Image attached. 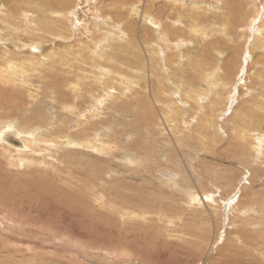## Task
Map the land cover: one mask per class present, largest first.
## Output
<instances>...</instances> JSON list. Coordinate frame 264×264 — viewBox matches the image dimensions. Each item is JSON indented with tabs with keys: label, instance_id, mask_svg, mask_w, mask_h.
I'll use <instances>...</instances> for the list:
<instances>
[{
	"label": "rangeland",
	"instance_id": "rangeland-1",
	"mask_svg": "<svg viewBox=\"0 0 264 264\" xmlns=\"http://www.w3.org/2000/svg\"><path fill=\"white\" fill-rule=\"evenodd\" d=\"M180 1L43 4L58 11L72 4L64 34L34 32L33 23L22 26L23 34L8 32L9 19L0 22L2 37L13 41L0 42V50L22 62L27 53L16 54L14 45H36L30 56L39 64L8 69L21 91L12 93L10 84L5 94L0 90L12 101L0 104V127L7 120L31 132L42 128L51 144H32V152L16 156L0 145V264H264V41L254 37L264 36V0H184L206 11L196 22L198 35L180 19ZM1 3L16 15L22 8L23 18L31 0ZM107 36L101 61L113 55L110 66L122 68L113 69L122 85H107L97 74L102 86L92 85L91 94L82 90L87 86L70 90L75 79L65 76L57 54L76 55L65 64L80 65L82 74L98 71L105 64L88 63L83 53ZM214 69L218 76H206L218 80L217 92L215 83L204 87L205 72ZM129 71L132 83L121 80ZM56 85L61 95H52ZM19 94L21 102L12 104ZM72 102L87 122L70 113ZM89 137L90 150L55 144Z\"/></svg>",
	"mask_w": 264,
	"mask_h": 264
},
{
	"label": "bare ground",
	"instance_id": "bare-ground-1",
	"mask_svg": "<svg viewBox=\"0 0 264 264\" xmlns=\"http://www.w3.org/2000/svg\"><path fill=\"white\" fill-rule=\"evenodd\" d=\"M59 0H31V3H30V10L28 11V13L25 15V16H23V18H22V8H20L19 9V15H16V11L15 10H13V11H10L9 10V8L8 7H6L5 5V7H6V9H4V7H3V4L1 3V0H0V5L2 6V8L3 9H0L1 11H5V15L4 14H2L3 16H1L0 15V22H2V23H6V19H4V17H6V18H8L9 20L7 21L8 22V25H10V27L9 26H7V25H5L6 27H7V29H8V32H17V33H21V34H23L22 33V26L24 25V24H29V23H33V25H34V32H37V31H39V32H41V33H43V34H54V32L55 31H57V29H58V32H59V29H61V31H60V34H64V33H66L67 31H65V30H67V29H65V27L67 26H65V24L67 23L66 21H68L67 20V13L70 11L71 12V3H65V4H61V6H62V9L61 10H51V9H48V8H44L43 7V4H45V3H49V5L51 6L52 5V3H54V2H58ZM184 0H181L180 2H177L178 3V14H179V16H180V19H183V20H185V21H191L192 22V24L194 25V34L196 35H198V31H199V29L200 28H198V26L196 25V22H198V21H200L199 19H200V16L201 15H205L206 14V11L204 10V7L202 6V3H191V2H189V4H187V3H185V2H183ZM102 2V1H101ZM73 3V2H72ZM110 3V2H109ZM140 3V2H139ZM100 4H102V3H100ZM111 4V3H110ZM74 5V4H73ZM115 5V4H114ZM173 5V4H172ZM122 6H124V8H126L125 6H126V3H124V5H122ZM134 6V5H133ZM101 7V6H100ZM115 7H117V6H115ZM86 8V7H85ZM98 9V8H97ZM147 9V8H146ZM74 10V9H73ZM149 10V9H148ZM89 11V10H88ZM100 12V11H99ZM117 12V11H116ZM127 12V11H126ZM150 12V11H149ZM73 13H75V12H73ZM79 13V12H78ZM97 14V13H96ZM134 14V13H133ZM30 16V17H27V16ZM33 15V16H32ZM77 15V14H76ZM93 15V14H92ZM100 15V14H99ZM106 15V14H105ZM112 15V14H111ZM127 15V14H126ZM126 15H125V17H126ZM78 16V15H77ZM130 17V16H129ZM99 18V17H98ZM124 18V17H123ZM132 18V17H131ZM71 19V18H70ZM80 19V18H79ZM116 19V18H115ZM127 19H128V17H127ZM136 19V18H135ZM152 19V18H151ZM155 19V18H154ZM74 20V19H73ZM64 21H65V23H64ZM71 21V20H70ZM77 21V20H76ZM72 22V21H71ZM120 22V21H119ZM131 22H133V21H131ZM254 22H256L255 21V18L252 20V23H254ZM11 23V24H10ZM106 23V22H105ZM107 23H109V22H107ZM106 23V24H107ZM114 23V22H113ZM116 23V22H115ZM68 24V23H67ZM259 25V24H258ZM257 25V26H258ZM3 26V25H2ZM107 26V25H106ZM127 26V25H126ZM208 26V25H207ZM253 26V27H252ZM1 27V26H0ZM116 27V26H115ZM114 27V28H115ZM201 27V26H200ZM251 27L253 28V30L255 29V31L254 32H257V34H259L260 33V30L256 27V28H254L255 27V24H252L251 25ZM68 28V27H67ZM76 28V27H75ZM117 28H118V26H117ZM167 29H168V31H170L171 33L172 32H175V30H173V29H171L170 27H166ZM190 28V27H189ZM197 28V29H196ZM7 29H6V31H7ZM112 30H113V28H111ZM3 30V29H2ZM79 30V29H78ZM62 31H65V32H62ZM80 31H81V28H80ZM83 31V30H82ZM98 31V30H97ZM3 32V31H2ZM116 32H117V30H116ZM135 32V31H134ZM140 32L141 33H143L144 34V32H142V29H140ZM139 32V33H140ZM169 32V33H170ZM179 32V31H178ZM1 33V32H0ZM70 33V32H69ZM79 34H80V32H78ZM90 33V32H89ZM130 33V32H129ZM183 33V32H182ZM78 34V35H79ZM1 35V34H0ZM9 35V34H8ZM15 35V34H14ZM13 35V36H14ZM24 35H28L29 36V34H24ZM145 35V34H144ZM148 35V34H147ZM171 35V34H170ZM183 35H185V34H183ZM200 35V34H199ZM146 36V35H145ZM167 36V35H166ZM190 36V35H189ZM4 37V36H3ZM2 37V35H1V40H0V42H2V41H7V40H9V39H7V38H3ZM130 37V36H129ZM134 37V36H133ZM254 37H256V38H259L258 40H261V41H264V36H257L256 34L254 35ZM9 38V37H8ZM65 38V37H64ZM108 38H110V37H103V38H101V40L100 41H92V43H91V47L90 46H88V45H86V46H88V48H91L90 50H89V52H86V53H83V55H87L86 57H85V60L88 62V63H91L92 62V60H96V62L97 63H99L100 65L101 64H105L104 66H106V68L105 67H98V71H94V70H92L91 72H87L86 71V73H80V72H85V71H82V67L80 66V65H76V64H73V62L72 63H69L70 62V60H72V59H74L75 58V56L76 55H74L73 53H69L68 55H66L67 53H64L63 52V55L61 54H57V56L61 59V61H64V63H62V64H64V66L66 67V69H67V74L65 75V76H67L68 74L72 77V75H73V78L75 79V81L73 82V83H68V85H69V88H70V86H71V88L72 89H70V90H74V91H76L77 92V90L78 89H81V87H85V86H87V87H85L84 89H82V90H85L87 93L85 94V95H87L88 94V89H90V87L92 86V85H97L96 87H101L102 85H101V83L102 82H99L98 81V79H102V81L104 82V83H106L107 85H108V81H111V82H113V83H115V84H117V85H122V83L121 82H118L117 80H116V76H114V72L115 71H113V69L114 70H122V68L120 67V66H118L117 67V65L116 64H114V65H112V66H114V67H112L113 69H111V66H110V62H111V59H109V57L111 56H109V55H106L107 56V60L106 61H101V59L103 60V54L105 53L103 50H101L102 48H104V49H106V46L107 45H104V44H106V40H108ZM132 38V37H131ZM136 38V37H135ZM171 38V37H170ZM173 38V37H172ZM181 38V37H180ZM77 39V38H76ZM92 39V38H91ZM111 39V38H110ZM116 39H117V37H116ZM115 39V40H116ZM120 39V38H119ZM139 39L141 40V42L143 41V37H142V34H139ZM182 39V38H181ZM186 39V38H185ZM15 40V39H14ZM135 39H133V41H134ZM177 40H180L179 38L177 39ZM177 40H175L174 42H177ZM256 40V39H255ZM10 41L11 40H9V43H10ZM163 41V40H162ZM11 42H13V41H11ZM19 42V41H18ZM119 42V41H118ZM144 42V41H143ZM182 42V41H181ZM183 42H184V40H183ZM196 43H198V42H196ZM82 44V43H81ZM85 44H86V42H85ZM90 44V43H89ZM5 45V44H4ZM12 45V44H11ZM82 45H84V43L82 44ZM173 45V44H172ZM182 45V44H181ZM200 44H198V46H199ZM1 46H2V44H1ZM76 46V45H75ZM85 46V47H86ZM148 46V45H147ZM9 47V46H8ZM33 47H37L36 45H28V48H26V47H24V46H22V45H14V49L16 50H14L15 52H16V54H21L22 52L23 53H27L25 56H22L21 58L23 59V61L22 62H18L17 60V62H13L12 61V59H13V56L10 54V52H9V50H5V49H7V48H5V49H3V50H5V51H2V50H0L1 52H4V60H2V61H0V90H2V91H4V87H9L10 85H11V92L12 93H19V91H21V89H18V85L17 84H15L14 83V80H10V78H11V75H10V73L8 72V69H10L11 67L12 68H14V70H22V67L23 66H25V68H27V67H39V64H37V63H35V60L30 56V54H31V52H32V49H33ZM133 47V49H135V47L134 46H132ZM193 47V46H192ZM69 48V47H68ZM2 49V48H1ZM10 49V48H9ZM23 49H25V50H23ZM54 49V48H53ZM73 49H75V48H73ZM175 49V48H174ZM188 49V48H187ZM195 49V48H194ZM205 49V48H204ZM207 49V48H206ZM55 50V49H54ZM86 50V49H85ZM88 50V49H87ZM10 51H12V50H10ZM67 51H69V50H67ZM67 51H65V52H67ZM101 51H103V52H101ZM0 52V53H1ZM131 53V52H130ZM170 53V52H169ZM173 53V52H172ZM185 53V52H184ZM218 53V52H217ZM74 55V57H73V55ZM100 54H102V56L100 55ZM171 54V53H170ZM182 54V53H181ZM186 54V53H185ZM195 54V53H194ZM224 54V53H223ZM1 55H2V53H1ZM22 55V54H21ZM82 55V56H83ZM133 55V54H132ZM172 55V54H171ZM174 55V54H173ZM219 55V57L220 58H222L221 57V54H218ZM79 56V55H78ZM88 56H90L91 57V59L90 58H88ZM148 56V55H147ZM193 56V55H192ZM1 57V56H0ZM20 57V56H19ZM80 57V56H79ZM169 57V56H168ZM172 57H174V56H172ZM110 58H112L113 59V55H112V57H110ZM127 58V57H126ZM132 58V57H131ZM180 58V57H179ZM16 59H17V57H16ZM80 59V58H79ZM78 59V60H79ZM133 59V58H132ZM67 60H69V66L68 65H66L67 64ZM115 60V59H114ZM113 60V62H116V61H114ZM171 60V59H170ZM173 60H174V58H173ZM172 60V61H173ZM190 60H191V58H190ZM218 60V59H217ZM220 60V59H219ZM229 60V59H228ZM73 61V60H72ZM90 61V62H89ZM93 61V62H94ZM213 61V60H212ZM144 62V61H143ZM194 62V61H193ZM66 63V64H65ZM82 63H85L84 61H82L81 62V64ZM119 63V62H118ZM128 63V62H127ZM217 64H218V62H216ZM86 64V63H85ZM125 64L126 63H123V65L125 66ZM130 64V63H129ZM225 64V63H224ZM22 65V66H21ZM42 65V64H41ZM191 65V64H190ZM93 66V65H92ZM198 66V65H197ZM223 66V65H222ZM108 67V68H107ZM221 67V66H220ZM261 68V67H260ZM65 69V70H66ZM92 69V68H91ZM188 69H190V66H188ZM207 70L209 69V68H206ZM63 70V69H62ZM61 70V71H62ZM64 70V71H65ZM86 70V69H85ZM124 70L126 71V69L124 68ZM153 70H155V69H153ZM159 70H161V68L159 69ZM220 70V69H219ZM52 71V70H51ZM106 71V72H105ZM140 71V70H139ZM158 71V70H157ZM97 72V73H96ZM130 72V71H129ZM142 72V71H141ZM155 72V71H154ZM153 72V73H154ZM159 72V71H158ZM15 73V72H14ZM21 73V72H20ZM19 73V74H20ZM25 73V72H24ZM157 73V72H156ZM203 73V72H202ZM26 74V73H25ZM97 74H98V76H100V78H98L97 77ZM155 74V73H154ZM159 74V73H158ZM62 75H64V73H62ZM129 75H131V76H126V75H123V76H121V80H123L122 78H124L125 80H127L128 82H130V83H132V80H134L133 78H134V75H135V72L133 73V71H131L130 73H129ZM138 75H139V72H138ZM150 75L151 76H153V74H152V72H150ZM205 78H204V80H205V82L204 83H206V86L204 85V87H208L209 86V83H211V86H210V88H212L213 87V83H215L216 84V86H215V91L217 92V91H220V90H218V89H220L219 88V86H220V83H218V80L217 81H212V82H210V80H211V78H208L206 75H212L213 77H215L216 75L218 76V74L216 73V69H214L211 73H209L208 72V74L205 72ZM10 76V78H8ZM17 76V75H16ZM57 76V75H56ZM59 76H61V75H59ZM64 76V77H65ZM160 76V75H159ZM158 76V77H159ZM165 76V75H164ZM63 77V78H64ZM161 78H162V76H160ZM201 77V76H200ZM210 77V76H209ZM14 78V77H13ZM105 78L107 79V82L105 81ZM218 79H219V77H217ZM67 80H73V79H68V78H66ZM100 79V80H101ZM210 79V80H209ZM214 79V78H213ZM53 80V79H52ZM87 81V83L85 82L84 83V81ZM163 80V79H162ZM162 80H160V81H162ZM196 80V79H195ZM57 81V80H56ZM98 81V82H97ZM159 81V80H158ZM12 82V83H11ZM63 82H64V80H63ZM198 83H200L199 81H198ZM202 83V82H201ZM8 84H10L9 86H8ZM66 84V83H65ZM194 84V83H193ZM20 85H21V83H20ZM67 85V86H68ZM192 85V84H191ZM22 86V85H21ZM53 86V85H52ZM199 86V85H198ZM197 86V87H198ZM27 87V86H26ZM104 87V86H103ZM107 87V86H106ZM110 88H114V86H109ZM59 88V86L58 85H56V86H54L51 90L53 91L52 92V95H54L55 96V94H59V95H61V93H59V92H61V91H59L58 93H57V89ZM68 88V87H67ZM69 88H68V90H69ZM209 88V89H210ZM63 89V88H62ZM170 89V88H169ZM206 89H208V88H206ZM205 89V90H206ZM59 90V89H58ZM67 90V89H66ZM65 90V91H66ZM82 90H80V91H78V93L79 94H81L82 93ZM91 90H92V87H91ZM90 90V91H91ZM111 90V89H110ZM109 90V91H110ZM136 90H138V89H136ZM135 90V91H136ZM168 90V89H167ZM191 90V89H190ZM224 90V89H223ZM2 91H0L1 93H3ZM6 91H8V90H6ZM6 91H4V94L6 93ZM93 91V90H92ZM165 91V90H164ZM221 91H222V88H221ZM101 92V91H100ZM113 92H114V90H113ZM170 92V91H169ZM0 93V94H1ZM8 93V92H7ZM62 93H64V91L62 92ZM74 93V92H73ZM99 93V92H98ZM97 93V94H98ZM103 93V92H102ZM101 93V94H102ZM133 93V92H132ZM11 94V93H10ZM21 94H22V92H21ZM21 94H19V97L14 101V103H12V104H16V102H19L20 100H22V98H21ZM65 94V93H64ZM89 94H91L90 92H89ZM88 94V95H89ZM101 94H98V96L99 95H101ZM104 94H106L105 92H104ZM103 94V95H104ZM109 94V93H108ZM135 94V93H134ZM187 94V93H186ZM214 94H215V92H214ZM2 95V94H1ZM167 95H169V93L167 94ZM188 95H190V94H188ZM51 96V95H50ZM49 96V97H50ZM72 96V95H71ZM92 96H93V94H92ZM105 96V95H104ZM103 96V97H104ZM160 96H162V95H160ZM170 96H172V95H170ZM191 96V95H190ZM220 96V95H219ZM1 97V96H0ZM11 98H12V96H10ZM57 97V96H56ZM55 97V98H56ZM69 97V96H68ZM73 97V96H72ZM80 97H82L81 95H80ZM79 97V98H80ZM90 97V96H89ZM100 97H102V96H100ZM109 97H111V96H109ZM216 97V96H215ZM71 98V97H70ZM78 98V99H79ZM85 98V97H84ZM93 98V97H92ZM91 97H90V100L92 101L93 99H92ZM94 98H96L95 96H94ZM113 98V97H112ZM171 98V97H170ZM1 99V98H0ZM13 99V98H12ZM65 99V98H64ZM63 99V100H64ZM67 99V98H66ZM65 99V100H66ZM81 99H83V98H81ZM104 99V98H103ZM114 99L116 100L117 98H115L114 97ZM68 100V99H67ZM66 100V101H67ZM95 101L96 100H98V99H94ZM110 100V99H109ZM118 100V99H117ZM215 100V99H214ZM73 101V100H72ZM95 101H93L94 103H95ZM216 101V100H215ZM12 101H11V99H8L7 98V101H6V98H3V99H1L0 100V104H1V106L2 105H6L7 103H11ZM21 102V101H20ZM69 102V101H68ZM78 103H79V101H77ZM76 102V103H77ZM98 102V101H97ZM96 102V103H97ZM101 102V101H100ZM114 102V101H113ZM118 102V101H117ZM208 102H210V100L208 101ZM213 102V101H212ZM211 102V103H212ZM54 103H56V102H54ZM61 103H63V102H60V103H57V104H60L61 105ZM75 103V102H74ZM171 104H172V102H170ZM217 103V102H216ZM21 104V103H20ZM64 104V103H63ZM62 104V106H64ZM66 104V103H65ZM98 104V103H97ZM100 104V103H99ZM113 104H115V103H113ZM218 104V103H217ZM219 104H221V103H219ZM212 105H213V103H212ZM57 106V105H56ZM96 106V105H95ZM66 107V106H65ZM67 107H68V110H70V113H76V116H77V119L79 118V119H81V121H83V122H87L88 120L87 119H89V118H87L89 115L87 114V115H85L84 114V112H83V114L81 113V111H79V110H76L77 108V104H76V107H75V105L73 104V102H72V104L70 105V106H68L67 105ZM4 108H7V107H3V109ZM94 108V107H93ZM63 110H64V108H62ZM62 110V111H63ZM10 111V110H9ZM8 111V112H9ZM61 111V112H62ZM6 112V111H5ZM5 112H3V113H5ZM19 111H17V110H14V112H13V114H17ZM88 113V112H87ZM91 113V112H90ZM101 113V112H100ZM6 114V113H5ZM4 114V115H5ZM9 114H10V112H9ZM13 114H12V116H13ZM21 114V113H20ZM8 115V114H7ZM87 116V117H86ZM6 117H9V116H6ZM6 117H5V119H6ZM82 117H84V118H82ZM101 118V117H100ZM12 120V119H11ZM15 122H18V121H15ZM15 122L14 121H7L6 120V123L5 124H3L2 125V127H0V143H2V144H4V145H6V146H4V145H2V144H0L1 145V149L3 150V152H5V153H7V152H9V153H12V155H14V156H16L17 154H21L20 152H22V154L24 153V152H28V151H30V152H32L31 151V147L30 146H32V144H34V145H38V146H41L42 148H44V146H47V147H50L51 146V144L49 143V141L47 140V139H44V137L42 138V135H43V131H42V128L41 127H39V126H37V128L36 129H38V127H39V129L41 130V132H40V130L39 131H34V130H32V131H34V132H31V131H29V130H31V129H21L18 125H16L15 124ZM81 124H82V122H81ZM21 125V124H20ZM51 125V124H50ZM84 126H85V124H83ZM82 126V125H81ZM91 126V125H90ZM53 127V126H52ZM28 128H30V127H28ZM78 128V127H77ZM84 130V129H83ZM85 131V130H84ZM251 134V133H250ZM242 135V134H241ZM243 136H244V134H243ZM250 136V135H249ZM46 137H47V135H46ZM45 137V138H46ZM50 137V136H49ZM57 137H59V136H57ZM68 138V137H67ZM244 138V137H243ZM246 138V137H245ZM43 139V140H42ZM56 139V138H55ZM55 139H53V137H52V141H54ZM57 139H59L58 140V143H56L55 142V144H57V146H61V147H63V148H69V147H71V146H76L77 147V149L79 150V148L81 147V149H83V150H87L88 148H89V150H90V148L92 149L93 148V140L89 137L88 139H86V141H83V143H80V144H78V142L76 143V144H72V141L71 140H69V139H61V138H57ZM96 139V138H95ZM103 139V138H102ZM263 139V138H262ZM40 141L39 143H37V141ZM85 140V139H84ZM246 141V140H245ZM51 142V141H50ZM103 143V142H102ZM259 144V143H258ZM95 146H97L96 144H95ZM33 147V146H32ZM37 147V146H36ZM96 148V147H95ZM94 148V150L95 151H97L98 149L96 148L95 149ZM35 149V148H34ZM258 149V148H257ZM38 151V150H37ZM45 150L44 149H42V153H41V151H38V152H40L41 154H44L45 152H44ZM35 153H36V151H35ZM100 153V152H99ZM258 153V152H257ZM33 154V153H32ZM37 154H39V153H37ZM24 155V154H23ZM19 156V155H18ZM32 156V155H31ZM34 156H36V154H34ZM45 156V155H44ZM37 157V156H36ZM40 157V156H39ZM20 158V157H19ZM22 158H23V156L20 158V165H24V164H22ZM25 158V157H24ZM31 159V158H30ZM29 159V160H30ZM27 160V159H26ZM25 160V161H26ZM32 160V159H31ZM45 160V158L43 157V159H42V161H44ZM128 160V159H127ZM41 161V162H42ZM46 161V160H45ZM44 161V162H45ZM35 162H38V161H36L35 160ZM40 162V161H39ZM40 162V163H41ZM25 164H26V162H24ZM33 163V162H32ZM36 164V163H35ZM135 164V163H134ZM26 166V165H25ZM207 200H211L210 198L209 199H207Z\"/></svg>",
	"mask_w": 264,
	"mask_h": 264
}]
</instances>
